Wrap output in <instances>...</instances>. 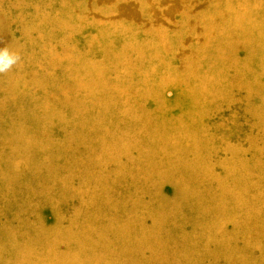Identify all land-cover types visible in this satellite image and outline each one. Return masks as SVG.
Returning a JSON list of instances; mask_svg holds the SVG:
<instances>
[{
  "label": "rangeland",
  "instance_id": "374dc122",
  "mask_svg": "<svg viewBox=\"0 0 264 264\" xmlns=\"http://www.w3.org/2000/svg\"><path fill=\"white\" fill-rule=\"evenodd\" d=\"M0 264H264V0H0Z\"/></svg>",
  "mask_w": 264,
  "mask_h": 264
},
{
  "label": "clouds",
  "instance_id": "9594fccd",
  "mask_svg": "<svg viewBox=\"0 0 264 264\" xmlns=\"http://www.w3.org/2000/svg\"><path fill=\"white\" fill-rule=\"evenodd\" d=\"M20 54L7 47L0 48V74L10 71L20 62Z\"/></svg>",
  "mask_w": 264,
  "mask_h": 264
}]
</instances>
